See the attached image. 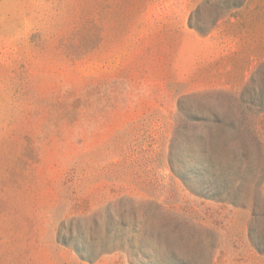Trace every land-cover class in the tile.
Returning <instances> with one entry per match:
<instances>
[{
    "label": "rangeland",
    "instance_id": "rangeland-1",
    "mask_svg": "<svg viewBox=\"0 0 264 264\" xmlns=\"http://www.w3.org/2000/svg\"><path fill=\"white\" fill-rule=\"evenodd\" d=\"M0 264H264V0H0Z\"/></svg>",
    "mask_w": 264,
    "mask_h": 264
}]
</instances>
